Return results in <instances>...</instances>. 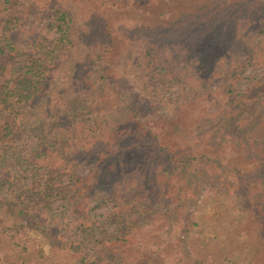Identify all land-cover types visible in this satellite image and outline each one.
Masks as SVG:
<instances>
[{
    "label": "trees",
    "instance_id": "obj_1",
    "mask_svg": "<svg viewBox=\"0 0 264 264\" xmlns=\"http://www.w3.org/2000/svg\"><path fill=\"white\" fill-rule=\"evenodd\" d=\"M27 6L24 0H0V187L13 174L10 187L23 191L0 202V227L10 240L36 223L34 229L64 251L65 258L52 263L32 243L0 257V264H129L115 245L122 247L127 241L125 234L140 222L144 205L162 198L165 182L174 175L201 186L210 161L222 167V183L233 175L232 190L251 203L250 215L257 220L262 243L258 250L250 248L252 258L246 264H264V80L252 79L237 90L241 67L264 63L238 36L240 26L251 19L263 31L264 0H207L164 22L120 26L132 51V75L145 87L170 81L193 98L204 80L216 75L214 67L222 64L217 74L226 100L211 116L212 133L205 142L212 150L231 144L232 158L236 155L243 165L220 162L200 147L205 137L199 127L188 140L192 143L168 148L159 132L138 121L141 103L131 99L133 93L122 84V60L108 55L111 34L99 14L92 24L87 22L85 52L72 60L78 63L51 76L54 65L73 46V17L58 8L52 20L33 24L27 21ZM205 34L215 39L216 57H206ZM22 36L29 37L27 48L20 45ZM101 101L112 107L107 122L97 118ZM85 109L94 116H83ZM231 111L234 119L228 115ZM105 128L112 134L113 147H105ZM77 166L86 174L77 173ZM134 170L140 175L134 177ZM7 190L8 186L0 188ZM98 191L103 196L89 202ZM49 197H61L66 204L55 210L37 205ZM130 205L138 210L130 213ZM103 207L107 210L98 211ZM113 220L126 223L119 235L102 225ZM2 241L0 235V246ZM203 259L187 257L174 264H204Z\"/></svg>",
    "mask_w": 264,
    "mask_h": 264
},
{
    "label": "rangeland",
    "instance_id": "obj_2",
    "mask_svg": "<svg viewBox=\"0 0 264 264\" xmlns=\"http://www.w3.org/2000/svg\"><path fill=\"white\" fill-rule=\"evenodd\" d=\"M24 1L28 4L26 12L29 18L27 21L33 24H40L47 18L52 20L56 17L53 14L58 8L66 10L73 17V46L54 65L51 76L56 78L60 69L69 70L71 65L78 63V60L74 62L72 60L77 59L78 56L82 57V53L85 52L84 40L89 26L88 23L92 24L94 22L93 18H96V14H99L105 20V27L111 34V37L109 35L111 44L108 55H113V59L119 57L122 60L120 66L124 76L122 84L126 86L127 93L130 91L133 93L134 98L131 99L141 103L138 104L140 106L138 121L145 128L159 132L162 141L168 148L182 149L187 142L192 143L193 141L188 140L191 137L195 138L196 127H199L203 133L201 137H205L200 141V147H204L212 155L217 156L220 162L229 161L233 164L239 162L242 165L244 164L242 160H238L236 155L232 158L235 154V148L231 144L223 146L220 150L207 148L208 144L206 142L212 133V128L208 126L211 116H215L222 110V105L226 100L222 92L220 75L217 74L220 73L221 69L218 70V68L222 64L214 67L207 61L206 64L209 67L216 68L217 73L213 77L204 80V86L193 98H189L191 94L186 88L182 91V86L170 81L157 83L154 87H145L132 75L130 43L128 37L123 33L124 30L120 29L121 25L128 27L134 23L164 22L187 10L186 7H195V5L197 7L207 0ZM49 1L50 4H48ZM49 6H54L55 9H50ZM248 23L240 26L238 36L247 42L245 43L248 48L252 47L255 50H252L255 57L264 58V28L263 31H260V28L257 29L256 24L258 22L253 23L252 19ZM19 41L23 48H27L30 42L27 36H22ZM203 41L205 42H203L202 47L203 50L205 48L206 57H216L215 48L212 45L215 42L213 35L205 34ZM263 64H249L244 68L241 67L237 77L239 88L237 90L245 88L246 84L252 79L264 80ZM230 89L235 91L232 87ZM99 104L102 105L98 107L100 112H97V118L107 122L111 116L112 107L110 104H106L105 101H101ZM82 112L85 117L94 116V112L89 110L85 109ZM29 114L33 116L35 113L29 112ZM228 115L232 119L236 116L234 111H231ZM130 116H132L131 113ZM26 124L27 119L24 126ZM106 129L103 130V133L105 132V147H113L112 134ZM81 167L77 166L75 171L85 175L86 171ZM135 168H139V165H136ZM221 168L216 167L210 161L206 168L207 171H205L206 181L201 186L194 182H187L175 175L165 182L162 189L164 193L161 195L162 198L155 199L150 204H145V211L143 210L142 217L139 218L140 222L125 234L127 241L122 247L115 245L120 249L122 256H127L129 264H136L137 262L141 264H174L180 259L193 257L198 260L201 256L204 257V264H223L226 261L229 264H246L252 258L250 248L258 250L262 243L256 232L259 225H257L255 216L250 215L251 203L232 190L231 179L234 178L233 175H228L227 181L222 183ZM137 175H140V173L135 172L134 177ZM13 177L12 174L8 181L2 183L0 188L6 190L8 186L9 190L6 192L9 194L0 192V202L2 200L7 202L16 197L17 194L23 193L22 189L17 188L14 190L10 187ZM61 177L67 180L66 175ZM138 194L144 195L143 192ZM102 196L103 191H98L88 201L93 203L94 200H99ZM37 199V196H35L31 204H34L33 201ZM64 204L66 202H63L61 197H49L46 202L37 205L44 207L43 210H47L48 207L55 210L57 206L61 207ZM97 209L100 212L107 210L106 207ZM128 209L129 212L137 211L138 207L130 205ZM125 224V222L113 220L106 225L105 223L102 225L106 227L109 233L117 231L116 234L119 235V228L124 227ZM37 225L32 222L28 228L20 230L16 233L15 238L10 240L2 234L1 230L3 228L0 227V235L3 240L0 246V257L20 251L25 245L31 246L34 243L41 248V254L46 256L52 263H61L65 258L64 251H61L58 247H53L48 238L45 237L46 235L44 236L37 229H34ZM51 229L55 231V228L51 227ZM63 234L66 235L64 232ZM69 240L72 241L73 239L69 238ZM110 251L114 252V247ZM135 261L136 263H134Z\"/></svg>",
    "mask_w": 264,
    "mask_h": 264
}]
</instances>
